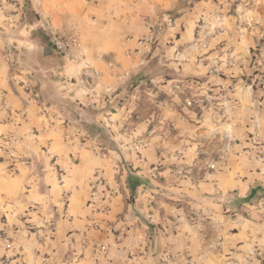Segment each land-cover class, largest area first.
I'll return each instance as SVG.
<instances>
[{
    "label": "crops",
    "instance_id": "0c3cea01",
    "mask_svg": "<svg viewBox=\"0 0 264 264\" xmlns=\"http://www.w3.org/2000/svg\"><path fill=\"white\" fill-rule=\"evenodd\" d=\"M199 6L178 18L186 34ZM240 6L250 24L243 46L252 51L261 44L256 70L264 72V0H241ZM34 8L40 24L50 29L63 27L60 10L78 17L80 41L86 44L81 58L90 72L100 73L94 85L85 87L92 95H109L107 102L114 101L111 91L125 84L127 75L144 69L143 62L155 56L150 57L141 38L148 35L144 15L162 8L159 0H34ZM67 19L77 26L75 17ZM108 35L117 40L114 55L106 48ZM218 53L209 51L204 59L197 55L200 65L196 62L194 70L183 65L186 74H202L203 60L220 57ZM109 56L124 59L122 66H106L102 59ZM244 67L246 72L255 68ZM228 68L231 75L244 72L237 63ZM23 88L0 66V90L7 103L5 107L0 99V143L12 139L18 157L13 168L0 162V264H264V88L258 90V100L253 87L245 89L242 106L250 113L243 115L245 128L237 133L241 144L231 146L240 155L229 157L222 170L203 181L186 176L160 185L154 173L125 171L115 178L104 165V186L100 177L86 176L97 166L93 149L73 144L59 149V139L70 127L60 105L31 100ZM79 92L76 98L83 96ZM126 149L130 153L133 145ZM72 155L81 159L77 169ZM94 191L96 204L88 205Z\"/></svg>",
    "mask_w": 264,
    "mask_h": 264
},
{
    "label": "rangeland",
    "instance_id": "374dc122",
    "mask_svg": "<svg viewBox=\"0 0 264 264\" xmlns=\"http://www.w3.org/2000/svg\"><path fill=\"white\" fill-rule=\"evenodd\" d=\"M85 1L99 4L102 0ZM159 1L162 8L144 15L148 35L141 38L147 43L150 57L155 56L146 64L143 62L144 69L126 74V83L111 91L116 98L110 103L109 95H92L85 87L94 85L100 73L90 72L84 65L81 51L86 44H81L82 24L74 13L60 10L63 27L50 29L46 23L40 24V17L35 19L34 0H0V66L8 71L11 80L24 87L31 100L60 105L70 127L59 139V149L65 144L93 149L97 166L95 172L89 170L86 176L100 177L103 186L108 180L104 165L115 178L125 171L151 176L154 173L160 185L186 176L203 181L211 172L222 170L229 157L240 155L231 146L241 144L243 139L237 133L245 128L243 115L250 113L248 107L242 106L245 89L253 87V97L258 100L257 92L264 88V72L256 70L260 68L261 44L246 51L242 43L250 24L243 18L241 0ZM198 3L199 16L189 24L190 34H186L184 26L178 27V18L184 12L192 13ZM69 15L75 17L73 22L78 21L77 26L71 27ZM36 22L39 23L35 27ZM112 36L106 37V48L114 55L117 40ZM44 37L57 50L45 44ZM209 51L222 55L203 60V73L188 76L183 65L194 70V64L201 59L197 55L202 53L204 59ZM102 60L112 67H121L124 61L118 56ZM236 63L244 72L231 75L226 68ZM250 64L255 68L246 72L244 66ZM207 69L213 74L205 73ZM76 86L84 97L76 98L81 95ZM0 99L7 107L1 90ZM227 132H234V136H226ZM11 143L9 138L6 144L0 143V162L7 161L9 168L18 159ZM128 144L133 145L130 153ZM148 148L153 149V154ZM72 157L71 165L77 169L75 164L81 159ZM144 162L149 165L139 164ZM58 173L62 178L64 170L59 168ZM95 197L94 191L88 205L96 204ZM192 216L196 218L195 214Z\"/></svg>",
    "mask_w": 264,
    "mask_h": 264
},
{
    "label": "trees",
    "instance_id": "16d2710c",
    "mask_svg": "<svg viewBox=\"0 0 264 264\" xmlns=\"http://www.w3.org/2000/svg\"><path fill=\"white\" fill-rule=\"evenodd\" d=\"M30 7V4L29 3H26V8H29ZM32 12H34V16H35V19L36 20H39V15L33 10ZM45 38V37H44ZM44 42L45 44H47L49 47L53 48V50H57V47L55 45H53V43L51 42L50 39H47V37L44 39ZM63 57V56H62ZM89 129H91V126L89 127ZM253 194V193H252ZM249 200L246 199V201ZM241 204V203H240ZM241 206V205H239Z\"/></svg>",
    "mask_w": 264,
    "mask_h": 264
},
{
    "label": "built area",
    "instance_id": "2783aa9c",
    "mask_svg": "<svg viewBox=\"0 0 264 264\" xmlns=\"http://www.w3.org/2000/svg\"><path fill=\"white\" fill-rule=\"evenodd\" d=\"M105 250H106V249H105L104 246H102L101 249H100V251H102V252L105 251Z\"/></svg>",
    "mask_w": 264,
    "mask_h": 264
}]
</instances>
